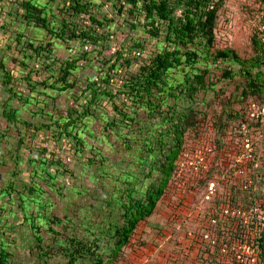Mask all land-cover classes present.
<instances>
[{
	"label": "rangeland",
	"instance_id": "1",
	"mask_svg": "<svg viewBox=\"0 0 264 264\" xmlns=\"http://www.w3.org/2000/svg\"><path fill=\"white\" fill-rule=\"evenodd\" d=\"M20 1L0 0V244L7 251L5 264H70L71 237L97 243L106 259L114 246L115 224L123 222L121 201H129V193L132 199L143 198L151 183L158 184L161 174L153 161L162 162L176 144L172 129L179 115L191 108L192 115L201 120L198 135L194 129L185 133L179 159L202 143H214L212 121L223 124L221 141L229 150L238 135L237 111L244 112L246 104L242 65L231 59L215 61L212 55L201 58L193 70L207 66L209 85L192 99L178 89L190 66L170 69L166 88L160 93L153 88L162 102L153 99L159 105L149 113L138 101L132 103L126 92V96L116 93L126 70L114 75L112 84L104 81L112 62L109 54L119 45L141 40L146 55L160 45L162 36L151 35L140 14L132 27L127 10L118 14L111 0H93L98 9L94 14L100 20L112 18L103 33L115 32L111 40L100 39L94 46L69 37L80 18L62 10L67 0H35L46 3L52 31L27 23ZM262 3L223 0L211 52L230 48L241 58H251L255 30L249 20ZM67 61H74L75 67L63 80ZM124 66L129 69L127 80L139 74L135 61ZM225 70L231 76H225ZM95 87L99 90L93 98ZM12 109H16L13 116L7 114ZM120 109L134 119L123 118ZM257 151L262 160L264 140ZM176 165L174 180L167 184L153 213L138 222L130 242L107 264H247L236 259V253L243 260L252 253L241 243L235 254L221 251L224 243L230 248L236 238L240 242L254 239L255 264H261L257 239L264 223L261 233L255 234L234 228L231 219L223 221L218 214L220 203L227 199L250 210L249 190H234L219 182L206 198L203 182L190 181L187 173L182 174L183 180L176 179ZM29 186L36 188L34 192H29Z\"/></svg>",
	"mask_w": 264,
	"mask_h": 264
},
{
	"label": "trees",
	"instance_id": "2",
	"mask_svg": "<svg viewBox=\"0 0 264 264\" xmlns=\"http://www.w3.org/2000/svg\"><path fill=\"white\" fill-rule=\"evenodd\" d=\"M222 1L223 0L109 1L111 5L113 4L117 7L118 14L123 13L124 9L127 10L125 12L126 15L131 18L130 23L132 27L135 26L133 23V21H135L134 19L140 14L143 20L142 22L149 33L153 36H162V40L156 51L155 49L148 50V54L150 53L149 55L144 53L146 46L141 40L133 42L132 45H119L114 54H109V56L112 57V62L109 68L107 67L105 74L103 73L105 75L104 81L112 84V77L126 70L125 75H120L122 84L117 85V88H119L116 93H122L124 96H126L127 93L131 97L132 103L136 104L138 101L139 106L142 105V108L147 109V111L151 113L159 105H157L153 99H160L157 94H154L153 88L158 89L159 93L166 88L169 70L172 68H177L181 64L190 66V70L184 71L183 82L178 86V89L183 90V93H186L189 99L194 98V94L197 91L207 87L209 85V80L206 78V74L208 73L207 66L204 68L197 67L196 70H193V66L196 62H201V58L206 59L209 55H212L215 61L231 59L242 65L240 69L245 77L244 89L242 91L243 102H247L249 99L263 102L264 70L262 68L264 67V43L259 40L256 32L252 37V45L255 53L251 58H241L235 50L230 48H218L214 52L210 50L215 40L214 29L218 15V7ZM66 3V7H62V10H68L71 14L80 18L77 21L78 25L76 28L71 29L69 32V37L80 38L84 41L83 43H91V45L96 46V43L101 42L100 39L108 40L110 39V35L115 34V32L111 34L109 30L107 34L103 33L102 28L108 27L112 18L103 16L104 20H100L97 15L94 14L98 9L94 8L95 3L93 0H67ZM262 4L264 8V0ZM19 6L22 9L21 15L27 23L33 22L36 23V25L45 26L50 31L53 30V20L50 21L46 17L48 12L46 3H38L35 0H21ZM177 10H180V12H177ZM83 19H87V22L83 23ZM63 25H65L64 22ZM132 61L136 62L138 66L137 72H139V74H131L127 80V71L129 69L124 65H129ZM72 67H75L74 61H67L62 76L63 80H66V76L71 72ZM254 68L258 70L253 72ZM225 71V76H231L229 70ZM140 74L141 78L139 77ZM139 78L140 80H137ZM97 83L98 82H91V85L93 86L95 84V86H98ZM98 90V88H94L92 93L93 98L97 96ZM107 94L115 95V93L113 94L110 92ZM173 94V91L169 92V95ZM160 102H162L161 99L159 100V103ZM15 110L16 109L9 110L7 114L13 116ZM191 112V108H188L184 111V114L179 115L177 121L174 123L172 133L175 135L176 144L164 154V160L155 164L153 161V165L161 174L158 184L151 183L148 190L144 193L143 198L139 197L132 199L129 193V201H121V205L124 209L122 213L123 222L119 225L115 224L112 233L114 246L112 247L110 255L105 259L103 256L104 254L97 250V247H99L97 243L91 242V244H87L78 238L71 237L70 241L74 249L69 254L70 258L68 262H70V264H77V260L81 261L80 264H88V261H90V264H107L110 260L117 258L120 250L130 242L138 222L143 219L145 220L146 217L153 213L167 184H169V181L172 179L174 180V169L179 160V153H181V148L185 141V133L188 129H194L196 135H198L201 120L193 116ZM120 114H122L125 119L129 118V121L134 119L133 116L128 115L124 110L120 109ZM237 115L240 118L239 123L245 119V113L243 111H237ZM211 123L213 128L216 129L214 143L219 148L220 145H222L221 137H224L221 136V134H225V128H223V124L218 123V121H212ZM68 125L69 124H65V127ZM149 149L152 148L149 147ZM92 160L93 158L90 159V161ZM35 189L36 188L32 186L28 187L30 193L34 192ZM261 190L260 188L256 191H248L252 196V202L256 197L261 198L263 196ZM23 196L24 195L21 193V201H24ZM31 197L35 198L33 194ZM257 243L261 248V252L259 251L258 253L259 259L261 264H264V231L257 239ZM87 258L88 261H86ZM6 261L7 251L3 244H0V264H5Z\"/></svg>",
	"mask_w": 264,
	"mask_h": 264
},
{
	"label": "built area",
	"instance_id": "3",
	"mask_svg": "<svg viewBox=\"0 0 264 264\" xmlns=\"http://www.w3.org/2000/svg\"><path fill=\"white\" fill-rule=\"evenodd\" d=\"M249 21L259 40L264 43V8L255 10ZM244 113L245 119L238 124V135L234 136L228 151L227 144L218 148L214 143H202L193 150L183 152L177 161L175 177L183 180L182 174L187 173L190 181L203 182L207 191L206 198L212 196L219 182L234 187V190L236 187L250 191L261 188L263 196L253 200L250 210L227 199L225 203H220L218 212L223 221L231 219L234 228H247L256 234L261 233L264 223V158L260 160L257 155V146L264 140V101L249 99L244 105ZM216 218L212 221L216 222ZM238 243L252 251L247 253L244 260L240 254H235ZM226 244H223L221 251H233L237 261L255 264L256 254L253 251L257 244L254 239L252 242H240L236 238L230 248H226Z\"/></svg>",
	"mask_w": 264,
	"mask_h": 264
}]
</instances>
